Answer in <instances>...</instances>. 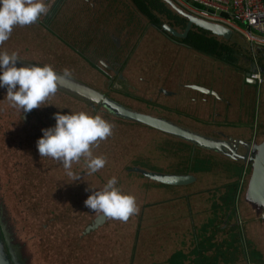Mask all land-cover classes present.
Masks as SVG:
<instances>
[{"label":"rangeland","instance_id":"1","mask_svg":"<svg viewBox=\"0 0 264 264\" xmlns=\"http://www.w3.org/2000/svg\"><path fill=\"white\" fill-rule=\"evenodd\" d=\"M52 1L44 0L49 11L42 20L15 27L0 53H16L56 72L67 68L117 104L205 137L235 134L232 124L240 121L248 136L264 137V76L260 85L245 76L264 66V48L251 50L242 34L232 33L229 40L240 48L235 64H226L176 41L144 17L137 23L139 39L119 54L109 45L113 55L106 63L118 69L114 73L91 60L86 34L75 35L66 21H50ZM25 65L18 60L16 67ZM6 96L7 89L0 88V264H264V210L250 193L251 162L234 166L222 154L119 118L60 88L28 113L12 107ZM81 111L99 114L114 129L92 149L94 156L107 158L105 167L88 175L82 158L72 165L80 176L74 180L62 164L41 157L36 142L42 129L55 126L54 114ZM133 168L191 174L196 181L165 185ZM113 176L124 194L136 198L139 213L126 223L106 217L85 232L101 213L84 201Z\"/></svg>","mask_w":264,"mask_h":264},{"label":"clouds","instance_id":"2","mask_svg":"<svg viewBox=\"0 0 264 264\" xmlns=\"http://www.w3.org/2000/svg\"><path fill=\"white\" fill-rule=\"evenodd\" d=\"M49 11L44 0H0V45L11 36L16 26H30L38 22ZM16 53H0V88L7 89V100L11 106L28 113L41 107L58 91V75L51 65L17 68ZM63 77L71 76L70 70H63ZM54 127L42 129V138L36 147L41 157H49L60 164L66 174L78 180L80 176L71 171L74 162L86 161L87 174L103 169L107 163L104 156H94L93 147L113 135L114 125L99 114L90 116L85 112L60 114L53 117ZM115 176L110 178L101 190L94 191L84 201L85 207L105 217L126 223L139 213L136 198L124 194L117 187Z\"/></svg>","mask_w":264,"mask_h":264},{"label":"water","instance_id":"3","mask_svg":"<svg viewBox=\"0 0 264 264\" xmlns=\"http://www.w3.org/2000/svg\"><path fill=\"white\" fill-rule=\"evenodd\" d=\"M171 9H173L180 16L184 17L186 25L183 31L179 32L174 28L162 24L161 31L169 34L173 38H185L192 27L200 28L205 31L210 32L212 35L222 38L224 40H229L232 35V30L227 26L209 21L198 17L190 12L183 10L179 7L174 0H162ZM58 88L69 92L82 100L87 101L94 107L95 104L107 109L108 112L113 115L130 120L145 126L151 127L155 130L163 132L165 134L177 137L186 142L191 143L194 146L204 148L210 151L220 153L232 160H241L244 162H251L253 166L252 178H251V190L250 193L252 197L256 198L262 204L264 210V139L258 145H252L251 142H244L242 140H224L215 139L211 137H205L194 133L189 129H185L178 125H175L169 121L155 117L148 114H143L134 111L130 108H125L113 100L109 99L102 92L89 87L79 81H76L70 77L64 78L63 75L57 73ZM247 81L254 84L253 80L249 79V72L246 73ZM206 93H211L210 91L194 87ZM239 146L245 147V152L240 153L238 151ZM252 153H255L254 155ZM134 171L139 172L144 177L155 182H159L165 185L181 186L186 185L195 180V177L191 174H161L155 172H149L140 168H133ZM105 216L103 214H98L90 225L85 228V232L93 231L99 228L105 222ZM264 218V216H263Z\"/></svg>","mask_w":264,"mask_h":264},{"label":"crops","instance_id":"4","mask_svg":"<svg viewBox=\"0 0 264 264\" xmlns=\"http://www.w3.org/2000/svg\"><path fill=\"white\" fill-rule=\"evenodd\" d=\"M174 1H176L177 3L178 1H181L185 4L188 3V0H174ZM51 3L54 4L53 5L54 11L52 12L53 13L51 16L52 19H50V21L52 22V20L57 19V22L59 24L63 21H66L67 24L70 23V28L73 24L72 30L75 31V35H78V31H81L84 34H86L87 41L85 44H87L88 46L87 54L91 56V58H93L91 60L97 61L98 63L103 64L104 66H106V62H108L113 55L112 46H109L111 45V43L112 45L116 46V48L115 47L114 48L118 50L117 54H119V51L123 47H125V44H127L128 42L130 44V41L140 38L139 36L136 37V32L138 29L137 23H139V20L141 21L144 17L135 8V6L131 3V1L130 4L134 9L132 7H127L125 5L124 0H53ZM132 9L136 10L139 14H137L136 11L133 13ZM41 22L43 23L44 21ZM96 45H98L99 47L96 48ZM19 49L23 50L24 48H19ZM108 54H110V57H107ZM95 55L98 56L94 57ZM18 57L19 60L24 61V63H26L24 67L37 66L35 64H31L23 60L21 56ZM93 66H95L94 71L97 72L98 68L96 62L93 63ZM250 70L251 69H248L246 73L249 72ZM56 73H59L61 75L63 74L62 72H56ZM78 73H82V72L80 71ZM70 78H73L74 80L76 79V81L84 83L83 81H81V79L74 78V76L72 75L70 76ZM84 84L88 85L86 83ZM240 122L238 123L234 122L232 124L234 126L233 129L236 131V133L226 136L223 135L222 137L224 140H228V139L242 140L244 142H251L252 143L251 146H253V145H258L264 139L263 137L261 138V140H256L257 138H260L261 136L260 134L256 138L255 137L252 138V136L251 137L248 136L245 133L246 127ZM216 139H221V138H216ZM238 151L240 153H244L245 147L239 146ZM226 158L229 159L234 166L240 167L243 165L242 163H244L241 160L239 161V160H232L228 157ZM195 181L196 178L193 181V183ZM181 187H184V185H181Z\"/></svg>","mask_w":264,"mask_h":264},{"label":"built area","instance_id":"5","mask_svg":"<svg viewBox=\"0 0 264 264\" xmlns=\"http://www.w3.org/2000/svg\"><path fill=\"white\" fill-rule=\"evenodd\" d=\"M178 3L198 17L227 26L233 34H242L251 50L264 48V0H188L186 4ZM262 78L261 70L249 71V79L254 83L262 84Z\"/></svg>","mask_w":264,"mask_h":264},{"label":"trees","instance_id":"6","mask_svg":"<svg viewBox=\"0 0 264 264\" xmlns=\"http://www.w3.org/2000/svg\"><path fill=\"white\" fill-rule=\"evenodd\" d=\"M135 8L145 17L147 22L161 29L166 24L181 32L186 25V19L176 13L162 0H130ZM176 4L177 2L174 1ZM178 5V4H177ZM179 6V5H178ZM181 7L183 10L184 8ZM180 43L193 48L199 52L209 55L223 63L234 65L235 54L240 48L238 44L230 40L218 39L210 32L200 28L192 27L185 38H173ZM264 75V66L261 67Z\"/></svg>","mask_w":264,"mask_h":264},{"label":"flooded vegetation","instance_id":"7","mask_svg":"<svg viewBox=\"0 0 264 264\" xmlns=\"http://www.w3.org/2000/svg\"><path fill=\"white\" fill-rule=\"evenodd\" d=\"M106 67L109 68L110 70H112L114 73H117L118 72V69H114L113 66L110 64H107L106 63ZM93 107V106H92ZM240 161V160H239Z\"/></svg>","mask_w":264,"mask_h":264},{"label":"bare ground","instance_id":"8","mask_svg":"<svg viewBox=\"0 0 264 264\" xmlns=\"http://www.w3.org/2000/svg\"><path fill=\"white\" fill-rule=\"evenodd\" d=\"M125 84V83H124ZM121 86V85H120ZM88 103V102H87ZM15 257V256H14ZM19 262V261H18ZM15 264V263H14Z\"/></svg>","mask_w":264,"mask_h":264}]
</instances>
